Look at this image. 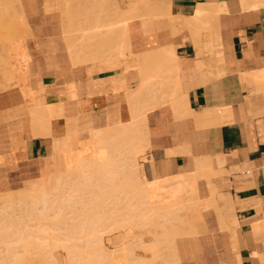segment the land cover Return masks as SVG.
I'll use <instances>...</instances> for the list:
<instances>
[{
	"label": "crops",
	"instance_id": "1",
	"mask_svg": "<svg viewBox=\"0 0 264 264\" xmlns=\"http://www.w3.org/2000/svg\"><path fill=\"white\" fill-rule=\"evenodd\" d=\"M63 1L0 0V28L9 23L7 37H13L18 33L14 31L17 23L22 34L6 40V29H0V36L5 35L0 40V194L22 189L44 170L59 171L64 152L77 147L78 135L115 127L125 111L149 106L152 100L148 98L132 100L133 104L125 97L146 90L143 81L151 77L154 85L150 83L149 93L144 91L143 96L171 95L179 109L168 99L146 111V144H140L144 159L138 160L141 178L170 180L193 173L194 163L201 158L214 162L210 181L203 177L196 181L200 213L196 233L174 237L176 264H264V0H155L157 5L164 1L169 14H144L130 19L125 27L109 24L135 0H81L82 5L71 0V13L78 11L75 19L84 11H98L90 14L91 23L81 22V28L86 24L91 27L88 32H107L104 37L111 44L99 54L101 60L96 56L97 61L79 65L72 64L64 40L68 24L62 25ZM215 6L221 13L211 28L201 30L188 24L198 7L208 11ZM5 18L10 19L4 22ZM106 22L107 27H102ZM81 28L76 27L78 33L87 29ZM217 42L221 58L214 54ZM209 43L212 54L201 53L199 48ZM107 50L116 53L109 56ZM166 51L173 54L169 65L162 56ZM33 94L40 97L37 107L47 106V134L33 135V130L40 131L30 122L29 109L36 104H31L28 95L35 98ZM106 236L105 247L112 245L108 250L123 242L120 233Z\"/></svg>",
	"mask_w": 264,
	"mask_h": 264
},
{
	"label": "bare ground",
	"instance_id": "2",
	"mask_svg": "<svg viewBox=\"0 0 264 264\" xmlns=\"http://www.w3.org/2000/svg\"><path fill=\"white\" fill-rule=\"evenodd\" d=\"M67 1H68V3H67ZM69 1H71V0H66L64 3H62L63 5L61 3H60V5H61V9L63 11H65V12L62 11L64 19H63V17H61V19L65 20V22H62V25L68 24V27L66 26V29L68 28V30L64 29L65 27L63 25V27H64L63 33H65V34H63V33L62 34H63V36L65 35L67 38V39L65 38L64 40L67 41V43L66 42L65 43H66V46L68 47L67 50H69V52H70V55H71L70 58L74 61V62L72 61V64L76 63L75 65H77V64L79 65V62L81 64V62L84 63V61L86 62L88 60H90V62H91V59H92V61H93V59H95V61H97V59L100 57L99 54L102 55L101 53H105L104 50L107 49V45L111 46V44H109L110 41L107 42L108 39H105V37H107V36L104 37L105 33H106V35H108V34H107V32H104V31H103L104 32V34H103V33L99 32V30H98L99 33H93V32H96L94 30V28L96 26H93L94 27L92 29V30H94L93 32L92 31L88 32L89 31L88 28L90 29L91 27H89L90 25L89 26L87 25L88 27H85L86 24H85V26H82V27H84V29H82L80 23L82 22L83 25H84V23H87V22L89 23L90 22L89 18H90V20L93 18V16L91 18L90 14H92L93 13L92 10H95V9L91 10L92 13L84 11L81 14L79 12L80 17L78 16L77 19H75L76 15H78V13H77L78 11H76L77 9L75 10L77 14L75 12H74V14L71 13L73 11H71L72 7L70 8ZM85 1H87V0H85ZM242 1L244 2V0H242ZM80 2H81V0H79L78 3H80ZM131 2H132V0H131ZM151 2H152V4L150 6L149 0H135V2H132L130 5L128 4L129 6H127L126 9L124 8L118 14V16L115 17L114 20L110 22L109 25H112L111 23H113L118 27H125L127 22L130 19H133L135 17H139V16L144 15V14H150L153 16H163V15L169 14V9L164 5V1L161 3L162 5L160 3H158V5L155 4V0H151ZM71 3L74 4L77 2L73 1ZM88 3H90V2L88 1ZM73 4H71V5H73ZM65 5H67V6H65ZM75 5H77V4H75ZM68 6L70 8L69 10H68ZM78 8H80V7H78ZM81 9H82V6H81ZM67 11H69L70 13H68ZM96 11H94V14H92V15H95ZM220 11H221V9L218 6H215L214 9L208 10V11L203 9L202 7H198L195 11V16L193 18L189 19L188 24L190 26H194L196 29L201 28V30L202 29L207 30V29L211 28V22H213V20L217 19ZM222 13H224V12H222ZM73 15H75L74 19L72 17ZM100 16H101V14H100ZM9 19L10 18H7L6 21H4V22H7ZM12 21L10 20V22H12ZM75 21H76V23H74ZM0 22H2V21H0ZM4 22H3V24H4ZM92 22H93V20H92ZM77 23H79L80 25H78ZM108 23L107 22H106V24L103 23L102 27L104 25H105V27H107ZM8 24L9 23H7V26H9ZM13 24H15V23H13ZM75 24H77V25L75 26ZM21 25H23V24H21ZM69 25L71 26V28ZM7 26H5V24H4V28L6 29L4 34L6 35V38L4 37L5 35H2L3 38H5L6 40H7V38L12 37V36L7 37V31H8L9 35L11 34V33H9V30H7L8 28H11V27H7ZM15 26L18 29L19 26H17V23ZM76 27H78L79 30H80V28L82 30H85V28H87L85 30L87 32L82 31V33H78L77 32L78 29L76 30ZM4 28H2V29H4ZM17 29H14V31L16 30L18 32V33H16V36L18 37L19 35H17V34H20V35H22V34L19 33V31H21V28L19 27L20 30H17ZM63 29H62V31H63ZM112 29L113 28H111V30ZM105 30H107V28H105ZM12 31L13 30L11 29L10 32H12ZM14 31H13V33H14ZM79 32H81V31H79ZM108 32L111 33L112 31L108 30ZM110 33H109V35H110ZM24 34H25V32H24ZM197 34L199 35V33H197ZM16 36L14 35L13 37L16 38ZM113 36H114V34H113ZM125 36H126V34H125ZM19 37H21V36H19ZM216 37L218 40L217 32H216ZM58 38H60V37H58ZM108 38H109V36H108ZM105 42H107V43H105ZM116 42H119V41H116ZM124 42L122 41V43H124ZM104 43H105L106 47L104 46ZM111 43H112V40H111ZM195 43L197 46H199L198 40ZM113 44H114L113 46L116 45L115 42ZM119 47H121V46H119ZM119 47H118V49H121ZM109 49H110V47H109ZM115 50H116V48H115ZM115 50L110 51V52H108L109 50H107L108 54L107 53L106 54L109 55V53H111V52L116 53ZM204 50L206 52L212 54L213 49L211 47V43L206 45V47L204 49L199 48V51L201 53ZM116 51L118 52L120 50H116ZM123 52H124V50L120 51V53H123ZM106 54H104L105 57L107 56ZM142 54L140 53V57ZM214 54L216 55L217 58H221V52H220V48L218 46V42H217V46L215 47V53ZM163 55L165 56L167 65L171 64L173 61V54H171L169 51H166L162 54V56ZM61 56H63V55H61ZM96 56H97V59H96ZM104 56H102L103 58L102 57L101 58L104 59ZM58 58H60V57H58ZM63 58L64 57H62L61 59H63ZM106 59H108V57ZM7 60L9 61V59H7ZM63 60H65V59H63ZM95 61H93V62H95ZM42 62H44V61H42ZM51 62L55 63L56 61L54 60ZM63 63H60V65ZM46 64L48 65L47 62H46ZM50 64L51 63H49V65ZM42 65H44V64H42ZM52 65H54V64H52ZM65 65H69V64H65ZM63 66L64 65H62V67ZM7 67H9L8 64H7ZM46 67H43V68H46ZM158 70H161V67H159ZM7 71H10V70H8V68H7ZM3 75L5 76L6 74H3ZM10 76H12V75H10ZM10 76H8V77L10 79H12V77H10ZM5 77L7 78V75ZM7 80H9V79H7ZM153 81L154 80L151 79V77L147 78L145 81H143V87L147 86L146 90L144 88H143V90L141 89V91H137V92H135L136 91L135 90V91H133V92H135L134 94H131V95H128L125 97L126 102H129V103L132 100L138 101L139 99L145 100L148 98L149 100H152V103L149 106H145V107L143 106L142 108L138 107L139 110L138 109L137 110L135 109L136 111L132 110L133 112H127L126 113V111H125V114L123 115V120H121L122 122L115 127L112 126V127L107 128V129L97 130V131L78 135V137H77V143H78L77 146L78 147H72L70 149V151H68L66 153L63 151L64 152V154H63L64 163H63L61 169L56 172V174L50 173L51 174L50 175L47 171L44 170L39 179L31 180L28 182L26 181L27 183H24L26 185H24V187L22 189L14 191V192L9 191V192L5 193L6 198L5 199L2 198L3 201H2V205L0 206V211L1 210L4 211L6 209L7 210L4 211L3 213H1L0 216L5 215V216L12 217L13 215H15V212H17V211L18 212L16 213V215H18L19 213L20 214L23 213L24 215L26 214V216H30L28 218H31V216H34L32 218H34V220H37L38 224L41 225L40 227H42V228H39V225H34L35 227L37 226L36 227L37 232L42 234L39 236L40 238L37 237L40 240L36 241V243L39 242V245H41V244L42 245L40 247L36 243L34 245H29L30 244L29 239H30L31 235L28 234L26 230L30 229L31 233H32V231H34V229L31 227L26 228L29 225V223L27 224V223L23 222V224L21 223L19 226V222H17V225H15L16 221L14 222V220H12L8 217H5L7 219V221L4 222L3 221L4 217L1 216L0 217L1 221L4 223L3 224H1L2 222L0 223V243H2L3 245H5L3 242L9 243V246H6V249L4 247V249H5L4 251H1V250H3L1 248H3V247H0V264H60V262H62L61 259H59L58 255L53 254L51 252L50 248L52 246L54 248L56 247V249H57V247H58V249L61 247L62 249L66 250L65 262H67L68 264H125L127 261L131 262V260H135V259H133L134 258L133 255H135V249L136 248H142V249L146 250V252L148 251L151 255L150 258H147L148 259L147 261L137 259L136 264H157L156 260L159 259V257H161V254H159L160 249L164 250V248H162V247H166V249L168 248V249L172 250V252L174 253V250H175V248H174V246H175L174 237L177 235H180V234L193 233L195 231L194 230L195 225L198 221H200V216H199L200 213L198 212L199 210H197V206H196V198H197L196 181H198L197 179L201 178V177H203L202 179L205 178L208 181H210V178L214 174V168H213L214 162L211 158L206 157V158L199 159L196 163H194L195 164V171L193 173L183 174V175H179L178 177H173L172 179H170V181H168V179L164 180L163 179L164 177L162 178L163 180L162 179L161 180L155 179L153 181H145L141 178L138 160L136 159V154L139 152V149L141 148L140 144L141 143L146 144L147 134L145 133L146 132L145 127L143 128V125H145V120H146V118H145L146 111L149 110L150 108L154 107L155 105L161 103V102L163 103V101H166L168 99L173 101L175 109H179V104H177V102L175 101L174 98L170 97L171 95L166 96V97H155V95L152 97L151 96L150 97L143 96V92L148 90L149 84L150 83L153 84L152 83ZM11 82H13V81L11 80ZM8 83L9 82H7V84ZM3 86H4V83H3ZM148 93H147V95H148ZM153 93H152V95H153ZM165 93H167V92H165ZM30 94H32V93H30ZM128 94H130V93H128ZM145 94H146V92H145ZM36 95H34L35 98L28 95L29 99L31 100L30 101L31 104L34 103L35 101L39 102L40 97L37 98ZM40 101H42V99ZM134 101H132V103ZM36 103L37 102H35V104ZM133 104H135V103H133ZM31 106L32 107H30L29 110H30V115H31L30 117L32 118L31 119L32 121H30V122H32L33 127L40 129L39 132L36 130H33V135L37 136V135L47 134L49 132L47 128L50 127V120H49V116H48L47 106L42 105V104H39L38 107H37V104H36V107L33 105H31ZM22 108L24 109V107H22ZM18 111L21 114H24L26 110L24 109V113H22L23 111L22 112L20 110H18ZM15 112H17V110ZM18 113H17V115H18ZM21 114H20V116H21ZM74 115H72V116H74ZM16 116H14V117H16ZM55 118H58V117H55ZM41 131H45V132H41ZM112 140H114V142H111V144H107V143L104 144L105 141L109 142ZM194 145H192V146H194ZM200 147H202V146H200ZM183 148H185V147H183ZM130 149H131V153L134 156L132 157V156H130L132 154L127 153V154H129V156L131 158L126 157V159H125L123 157V155H126V151L127 152H128V150L130 151ZM193 150L194 149H192V151ZM123 153H125V154H123ZM57 154H58V152H57ZM202 157H204V156H202ZM127 158H129V159H127ZM216 165L221 167L222 162L218 161ZM84 168H88V170H84ZM54 174L56 175L55 177H53ZM170 182L174 185L176 182H178V185L172 186V185H170ZM105 183H109L111 188H114V184L117 183L123 189L130 187L132 190V195L130 198H131V200L135 199V202H132L131 205L126 206V210L132 212V215H130V216H133L132 221L135 223V226L137 227V229L140 228L139 230H136L135 238L133 239V241H127L126 240L127 238L122 233V232H126L128 229V224L124 223L125 219L121 218V217L125 216L127 214V212H121V210H122L121 206L116 205L118 203H108L107 202V200L110 198L105 193L103 194V191H102V188L104 187ZM229 187H230V185H229ZM121 188H120V190H121ZM211 190H212V193L215 194V188L213 186H211ZM223 191H224V189H223ZM0 195H2V193ZM147 198L148 199L151 198L150 201H148ZM221 199H223V198L221 197ZM141 200H143V201H141ZM94 201H98V202L95 203ZM107 205L110 207V210L108 212L106 209ZM145 205L146 206L150 205V206L147 208H144ZM130 206H131V208H130ZM15 209H17V211ZM11 211H13L12 214H11ZM7 213H8V215H7ZM26 216L22 215V217L27 218ZM14 217H13V219H15ZM35 217H37V218L35 219ZM72 217L76 218V219L74 220ZM49 218L54 220L55 222L60 223V225H55L54 227L50 226L51 232H50V229H48L49 231H47V229H46L49 227L45 228L44 224H41V220L46 221ZM38 219H40V220H38ZM69 219H71V220H69ZM11 221H13L15 224L13 225V222H11ZM28 222H30V221H28ZM86 224H88V226ZM13 226H15V227H13ZM17 226L21 227L20 229H23L22 227H24L23 231H25V235L20 234V233H22V231ZM29 226H31V225H29ZM45 226H47V225H45ZM56 226H57V228H56ZM32 227H33V225H32ZM15 228L17 230H14ZM25 228H26V230H25ZM52 228L53 229L56 228L57 231L60 230L58 233L54 229V231L58 234V236H57V234L55 235L53 233ZM42 229H44V230H42ZM143 229H146L147 230L146 233L151 235L152 239H150V241H144L143 240V235H144V232L142 231ZM36 230H35V232H36ZM45 230H46V232H44ZM196 231H197V229H196ZM196 231L194 232V234L196 233ZM10 232H12V233H10ZM14 232H15V234H13ZM37 232H36V234H37ZM47 232L48 233L50 232L49 233L50 236L47 235L48 234ZM60 232H61V234H60ZM43 233H44V236H43ZM51 233L54 234L55 237L54 236L51 237ZM112 233H120L122 236V239H125V241H123L119 245H116L114 250H107L108 248L105 247L103 238H104V236L110 235ZM45 235H46V238H45ZM51 240H52V242H50ZM73 240H75V241H73ZM46 241H49V242L46 243ZM12 242L14 244H18V242H19V246L15 245V247H14V245L11 244ZM10 244L13 246H11ZM34 246L36 247V251H35ZM27 247H29V249L33 248V250L35 252L32 249H31V251H32L31 252ZM9 248H11V249H9ZM42 248H45L46 252H45V249H42ZM54 248H52V249L54 250ZM83 248L86 250H84ZM38 249L41 251H39ZM49 249H50V251H49ZM42 250H44V251H42ZM81 251L82 252L84 251L83 252L84 255L82 254ZM175 252H176V250H175ZM171 258H169V259H171ZM172 259L170 260L171 262H172ZM191 260H193V259H191ZM170 261L169 260L162 261V264H171Z\"/></svg>",
	"mask_w": 264,
	"mask_h": 264
},
{
	"label": "rangeland",
	"instance_id": "3",
	"mask_svg": "<svg viewBox=\"0 0 264 264\" xmlns=\"http://www.w3.org/2000/svg\"><path fill=\"white\" fill-rule=\"evenodd\" d=\"M89 20H90V18H89ZM3 38L0 36V40H2ZM208 53V52H207ZM209 54V53H208ZM12 65V64H11ZM10 65V66H11ZM5 66V65H4ZM11 68H12V66H11ZM12 77V76H11ZM9 78V77H8ZM10 79V78H9ZM10 81V80H9ZM111 142H114V140H112V141H105V143L104 144H111ZM77 145H78V143H77ZM78 147V146H77ZM140 149H139V152L136 154V159L137 160H139L140 158H142V159H144V156H143V154H144V151L142 152V146L140 145ZM127 153H130V154H132L131 153V149H130V151L128 150V152L126 151V155H123V154H125V153H123L122 155H123V157L126 159V157H129V158H131L130 156H134L133 154L132 155H130L129 156V154H127ZM128 155V156H127ZM129 158H127V159H129ZM84 170H88V168H84ZM50 174V173H49ZM55 174H56V172H55ZM54 174V176L53 177H55L56 175ZM51 175V174H50ZM179 176V175H178ZM178 176H175V177H178ZM168 181H170V180H168ZM169 183V182H168ZM70 184V183H69ZM68 185V184H67ZM73 185V184H72ZM170 185H172V186H176V185H178V182H176L175 183V185L174 184H172L171 182H170ZM65 186V185H64ZM69 186V185H68ZM67 186V187H68ZM120 188H121V186H119L117 183H115L114 184V188H111L110 187V185H109V183H105L104 184V187L102 188V191H103V194L105 193L110 199H108L107 200V202L108 203H118V204H116V205H119V206H121V208H122V210H121V212H127V214L125 215V216H123V217H121V218H123V219H125V222L124 223H127L128 224V229H127V231L126 232H122L123 234H124V236L127 238L126 240L127 241H133V239L135 238V232H136V230H139L140 228H138L137 229V227L135 226V223L132 221V219H133V216H130V215H132V212H130V211H128V210H126V206H129V205H131V203L132 202H135V199H132L131 200V195H132V190H131V188L130 187H127V188H125V189H123V188H121V190H120ZM167 197V196H166ZM2 198L3 199H5L6 198V196H5V193H3L2 195H0V206L2 205ZM165 198V197H164ZM148 199V198H147ZM150 199L151 198H149L148 199V201H150ZM141 201H143V200H141ZM95 203H97L98 201H94ZM145 202V201H144ZM147 205V204H146ZM145 205V207L144 208H147V207H149V206H146ZM130 208H131V206H130ZM106 209H107V212L110 210V207L107 205V207H106ZM7 210V209H6ZM6 210H4V211H6ZM16 211H17V209H15ZM3 210H1L0 211V214L1 213H3L4 212ZM106 211V210H105ZM18 212V211H17ZM17 212H15V215H13L12 217H9V216H5V215H1L2 217H4V222H6L7 221V219L5 218V217H8V218H10V219H12V220H14V222L16 221V224L13 222V221H11V222H13V225L15 224V225H17V222H19V226H20V224L22 223L23 224V222H25V223H29V225H31V226H27L26 228H29V227H31V228H33L34 229V231H32V233L30 232V229H28V230H26V228H25V230L27 231V233L28 234H30L31 235V237H30V239H29V241H30V244L29 245H34L35 243H36V241H39L40 239H38V238H40L39 236L40 235H42V234H40L39 232H37V230H36V227L34 226V225H39V228H42V227H40L41 225L40 224H38V221L37 220H34V218H32V217H34V216H31V218H28V217H30V216H26V214L24 215L23 213L22 214H18V215H16V213ZM10 213V212H9ZM13 213V211H11V214ZM7 215H8V213H7ZM21 215V216H20ZM22 215L23 216H26L27 218H25V217H22ZM0 216V217H1ZM15 216V217H14ZM13 217L15 218V219H13ZM70 217V216H69ZM37 217H35V219H36ZM73 218V217H72ZM3 219V218H2ZM74 220L76 219V218H73ZM9 220V219H8ZM38 220H40V219H38ZM48 220V221H47ZM46 221L44 220V221H42L41 220V224H44V227L46 228V227H49V228H46L47 229V231H49L48 229H50V226H55V225H60V223H58V222H55L54 220H52V219H47ZM69 220H71V219H69ZM28 221H30V222H28ZM2 221H1V218H0V223H1ZM4 222H2L1 224H3ZM32 225H33V227H32ZM45 225H47V226H45ZM87 226H88V224H86ZM23 226V225H22ZM26 226V225H25ZM43 226V225H42ZM13 227H15V226H13ZM18 227V226H17ZM16 227V228H17ZM14 229V230H17V229ZM19 229L21 228V227H18ZM23 229H20L21 231H22V233H20L21 235H25V231H23L24 230V227H22ZM44 228V229H45ZM56 228H57V226H56ZM56 228H54L55 230H56ZM13 229V228H12ZM44 229H42V230H44ZM53 229V228H52ZM54 229H53V233L56 235L57 233L54 231ZM35 230H36V232H37V234H36V232H35ZM40 231V230H39ZM57 231V230H56ZM60 231V230H59ZM59 231H57L58 233H59ZM143 232H144V235H143V240L144 241H150V239H152L151 238V235H149L148 233H146L147 232V230L146 229H143L142 230ZM34 232V233H33ZM41 232V231H40ZM44 232H46V230L44 231ZM50 232H51V229H50ZM49 232V233H50ZM10 233H12V232H10ZM48 233V232H47ZM49 233L47 234V235H49ZM13 234H15V232L13 233ZM54 234H52L51 233V237H53L54 236ZM60 234H61V232H60ZM59 234V235H60ZM74 235V234H73ZM76 235V234H75ZM20 236V235H19ZM43 236H44V233H43ZM50 236V235H49ZM57 236H58V234H57ZM38 237V238H37ZM55 237V236H54ZM44 238V237H43ZM45 238H46V235H45ZM108 237L107 236H105L104 237V239H105V241H106V239H107ZM38 239V240H37ZM49 239V238H48ZM51 239V238H50ZM53 239V238H52ZM35 242H34V241ZM73 241H75V240H73ZM123 241H125V239H123ZM47 242H49V241H46V243ZM50 242H52V240L50 241ZM5 245H3L2 243H0V247H3V248H1V249H3V250H1V251H4L5 249H6V246H9V243H5V242H3ZM43 243V242H42ZM45 243V242H44ZM45 243V244H46ZM11 244H13L14 245V247H15V245H17V246H19V242H18V244H14L13 242L11 243ZM10 244V245H11ZM37 245H39V242L38 243H36ZM54 244V243H53ZM13 245H11V246H13ZM42 245V244H41ZM41 245H39V247L41 246ZM52 245V244H51ZM10 246V247H11ZM106 246L108 247V248H111V246L112 245H108V244H106ZM4 247H5V249H4ZM35 247V246H34ZM43 247V246H42ZM106 247V248H107ZM13 248V247H12ZM19 248V247H18ZM17 248V249H18ZM28 249H29V247H27ZM47 248V247H46ZM49 248V247H48ZM52 248H54L53 246L50 248L51 249V252L53 253V254H56V255H58V257H59V259H61V261L62 262H60V264H68L67 262H65V260H66V250H64V249H62L61 247L58 249V247H57V249H56V247L54 248V250L52 249ZM85 248V247H84ZM83 248V249H84ZM162 248H164V250L163 249H160V252H159V254H161V257H159V259H157L156 260V263L157 264H162V261H167V260H171L172 258V262L170 261V263L171 264H176L177 263V261H175L176 260V256L174 255L175 253H173L172 252V250H170V249H166V247H162ZM8 249V248H7ZM9 249H11V248H9ZM32 250H33V248H31ZM31 249H29L30 251H31ZM42 249H45V248H42ZM50 249H49V251H50ZM115 249V248H114ZM142 248H136L135 249V255H133V259H135V260H131V262H129V261H127L125 264H136V262H137V259H139V260H148L147 258H150V253L147 251L146 252V250H144V249H142ZM39 250V249H38ZM48 250V249H47ZM53 250V251H52ZM81 250V249H80ZM79 250V251H80ZM84 250H86V249H84ZM108 250V249H107ZM144 250V251H143ZM34 251V250H33ZM35 251H36V247H35ZM34 251V252H35ZM39 251H41V250H39ZM42 251H44V250H42ZM163 253H162V252ZM6 252V251H5ZM32 252V251H31ZM45 252H46V249H45ZM82 252V251H81ZM84 252V251H83ZM83 252H82V254H83ZM138 252H140L141 254H144V255H146V253H147V255L146 256H142V257H140L139 255H138ZM172 252V253H171ZM40 253V252H39ZM4 254V253H3ZM163 254V255H162ZM171 254V255H170ZM84 255V254H83ZM175 256V257H174ZM146 257V258H145ZM165 257V258H164ZM171 258V259H169V258Z\"/></svg>",
	"mask_w": 264,
	"mask_h": 264
}]
</instances>
